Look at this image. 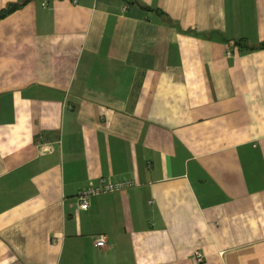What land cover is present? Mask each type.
<instances>
[{
  "label": "crops",
  "instance_id": "obj_1",
  "mask_svg": "<svg viewBox=\"0 0 264 264\" xmlns=\"http://www.w3.org/2000/svg\"><path fill=\"white\" fill-rule=\"evenodd\" d=\"M262 43L264 0L1 18L0 264H264ZM101 178L134 184L81 209Z\"/></svg>",
  "mask_w": 264,
  "mask_h": 264
},
{
  "label": "built area",
  "instance_id": "obj_2",
  "mask_svg": "<svg viewBox=\"0 0 264 264\" xmlns=\"http://www.w3.org/2000/svg\"><path fill=\"white\" fill-rule=\"evenodd\" d=\"M133 184L134 181L131 180L116 181L110 178H101L97 184L91 185L78 193L77 199L79 201V206L81 209L86 210L89 207L90 197L123 190L132 186ZM107 240L108 239L106 235H100L96 238L95 244L97 247H105L107 245ZM194 258L197 262H202L203 253L200 250H196L194 253Z\"/></svg>",
  "mask_w": 264,
  "mask_h": 264
},
{
  "label": "trees",
  "instance_id": "obj_3",
  "mask_svg": "<svg viewBox=\"0 0 264 264\" xmlns=\"http://www.w3.org/2000/svg\"><path fill=\"white\" fill-rule=\"evenodd\" d=\"M27 1H29V0H27ZM27 1H25L24 3H21V4H19V3H11V4H9L6 8H4L3 10L0 11V19L8 16L11 13H13L17 9H19L21 6H23ZM238 44L240 45V44H243V43L239 42ZM262 48H264V43H262L258 47H249L246 50H255V49H262Z\"/></svg>",
  "mask_w": 264,
  "mask_h": 264
}]
</instances>
